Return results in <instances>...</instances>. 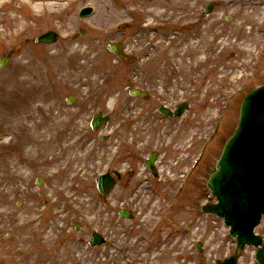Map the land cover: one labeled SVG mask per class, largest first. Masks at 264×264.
<instances>
[{
  "label": "rangeland",
  "instance_id": "rangeland-1",
  "mask_svg": "<svg viewBox=\"0 0 264 264\" xmlns=\"http://www.w3.org/2000/svg\"><path fill=\"white\" fill-rule=\"evenodd\" d=\"M114 1L120 7L140 11L138 15L123 14L118 11L119 6L116 11L110 0H39L36 3L30 0L31 4L0 0V58L12 54L8 67L0 73V137H3L0 142V264H126L118 253L122 235L130 234L131 245L137 233L147 231L154 220L149 216L162 204L149 194H137L131 200L123 195L127 203L123 208L134 210L139 204L143 212L142 217L133 220L142 227L131 229L129 221L116 215L120 205L118 190L113 192L112 198L98 199L95 176L103 172L117 140L120 139L126 149L137 139L148 143L142 148L146 152L156 147L153 140H166L168 136L164 132L159 137L158 131L146 130L139 124L131 127L134 122L123 125V120L134 116L133 111H125L124 105L130 99L125 94L124 82L133 80L134 86L152 91L156 106L164 101L171 106L173 102L190 99L195 107L200 103L195 96L199 97L202 125L222 111L220 101L230 88L235 90L243 81V92H248L264 84V51L258 55L263 43L255 48L257 52L252 48L249 54L236 50L241 40L242 45L245 44L249 32L257 31L264 38V23H261L264 0ZM210 3L215 4L213 12L203 16L200 10ZM164 5L166 9L178 5L174 8L177 13L174 17H180L181 24L174 27L185 28L186 32H179L177 38L187 39L178 46L190 45L187 48L194 53L189 59L195 61L183 59L184 62H180L177 51L163 44L156 45L153 51L149 42H159L160 34L153 36L151 28L142 30V24L139 34L134 27L120 30L122 21L137 26L139 21L143 25L150 22L155 25V21L162 19L173 28V22H167L159 12ZM88 6H93V14L80 20L78 13ZM252 12L256 13L254 20L244 23L243 17ZM224 16L232 21L225 22ZM195 20L199 23L194 30ZM46 32L59 34V41L52 46L27 44ZM164 33L168 36L172 31ZM116 39L124 41L128 51L142 62L135 65L141 70L140 75L134 72L137 79H133L132 69L116 63L104 52L105 44ZM197 58L205 65L197 62ZM163 62H167L166 66ZM186 65H190L188 70H185ZM206 65H210L208 69ZM200 70L208 75L189 80L192 73ZM245 73L252 77L242 80ZM173 79L178 83L188 79L187 87L181 88L179 83L177 91H172ZM165 91L168 95L163 94ZM182 91L186 93H178ZM115 94L121 95L117 102L108 97ZM66 96L75 97L77 104L67 106ZM216 98L218 100L213 101ZM99 110L110 113L111 119L96 135L89 131L87 122L90 115ZM238 110L239 102H235V106L222 115L223 137L237 124ZM211 124L203 127V134H207ZM27 127L34 129L28 132ZM14 136L18 144L5 145L8 140L13 144ZM99 136H108L109 141L100 143ZM67 144L70 151L66 154ZM55 153L64 158L59 167L53 168L48 160ZM169 155L174 156L172 152ZM213 157L211 153L210 158ZM59 168L62 172L57 173ZM37 177L42 179L39 187L35 186ZM193 190L188 187L190 194L186 204L182 203L176 213L167 218L155 236L144 233L143 242L132 248L126 259L132 264H164L160 251L166 236V240H171L170 246L179 241L168 256L172 264H212L224 254L218 252L212 242L207 244L204 262L195 253L194 246L199 240L196 229L200 224L187 209L198 203L193 198ZM146 202L151 205L146 206ZM70 222L78 224L79 230L74 231ZM93 230L106 238L105 246L86 248V240ZM222 234L220 230L219 239L223 238ZM252 261L253 253L246 250L239 264H252Z\"/></svg>",
  "mask_w": 264,
  "mask_h": 264
},
{
  "label": "water",
  "instance_id": "water-1",
  "mask_svg": "<svg viewBox=\"0 0 264 264\" xmlns=\"http://www.w3.org/2000/svg\"><path fill=\"white\" fill-rule=\"evenodd\" d=\"M55 40L56 37L48 33L36 42L53 43ZM208 188L219 200L215 212L221 215L223 210L227 211L229 203L236 222L248 213V193L262 194L259 200L264 207V87L252 92L243 102L237 130L226 144ZM260 212L264 210L258 211L256 217Z\"/></svg>",
  "mask_w": 264,
  "mask_h": 264
},
{
  "label": "bare ground",
  "instance_id": "bare-ground-1",
  "mask_svg": "<svg viewBox=\"0 0 264 264\" xmlns=\"http://www.w3.org/2000/svg\"><path fill=\"white\" fill-rule=\"evenodd\" d=\"M29 2H30V0H28ZM31 1H33V0H31ZM31 4V3H30ZM43 5H45V4H42V6ZM244 23H248L250 20H254V16L252 15V14H248V15H245L244 17ZM245 44L246 43H250V44H252V45H258L259 43H261V40H260V37L259 36H254V37H252V38H250V39H245V42H244ZM248 45V44H247ZM243 50L242 49H240V52H242ZM189 55V51H185L184 53H183V55H182V58L180 59V62H184V60H183V57H186V56H188ZM14 147H15V144H14ZM166 253V251L163 253V255ZM164 262L166 263V264H172V261L168 258V257H164Z\"/></svg>",
  "mask_w": 264,
  "mask_h": 264
}]
</instances>
